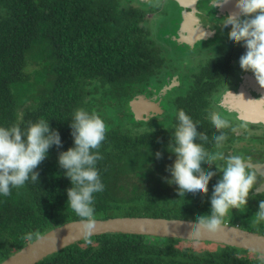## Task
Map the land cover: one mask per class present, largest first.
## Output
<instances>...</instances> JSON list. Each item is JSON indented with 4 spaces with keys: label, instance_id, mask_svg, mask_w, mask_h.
<instances>
[{
    "label": "trees",
    "instance_id": "trees-1",
    "mask_svg": "<svg viewBox=\"0 0 264 264\" xmlns=\"http://www.w3.org/2000/svg\"><path fill=\"white\" fill-rule=\"evenodd\" d=\"M132 11L122 0H0V127L19 125L27 131L29 122L43 118L59 132L62 144L53 145L34 170L39 181L29 178L8 196L0 194V263L35 240L23 239L26 233L41 236L80 220L67 206L72 183L58 163L59 154L75 146L70 125L79 108L95 111L107 126L99 149L103 159L96 165L104 184L102 192L93 194L96 219L190 220L211 214L220 177L212 178L206 195L180 197L162 186L165 171L147 170L149 162L163 167L164 157L172 155V132L139 134L131 125L137 82L153 70V50L149 41L136 37ZM203 92L196 96L201 106L196 120L201 122L204 112H199L208 105L202 103ZM185 113L193 115L191 109ZM157 152L162 158H156ZM255 232L264 235L262 229ZM154 238L92 237L91 244L82 241L38 264H260L257 254L237 248L219 245L215 251L192 252L180 248L179 240L151 242Z\"/></svg>",
    "mask_w": 264,
    "mask_h": 264
},
{
    "label": "flooded vegetation",
    "instance_id": "flooded-vegetation-1",
    "mask_svg": "<svg viewBox=\"0 0 264 264\" xmlns=\"http://www.w3.org/2000/svg\"><path fill=\"white\" fill-rule=\"evenodd\" d=\"M122 2L130 5L136 17L132 21L136 37L142 42L149 41L148 46L153 50L151 54L153 70L148 79L137 82L135 96L132 99V101L139 98L146 99L148 102L146 108L149 109L151 116L144 115L148 120H143L144 116L139 115V110L142 108L138 109L137 114L133 112L130 104L133 115L130 124L133 125L134 131L148 135L169 134L170 131L174 134L178 124V107L184 112L185 109H191L193 115H190L192 112L187 115L197 123V131L209 137L205 144L206 150L214 152L217 149L214 147L212 137L220 133L212 125L209 114L212 111L219 112L230 121L232 127L237 129L236 133L230 129L222 130L228 135V139L219 151L227 155L236 153L250 158V167L257 170L259 184L264 186V114L261 116L255 109V106L259 105L258 109L264 110V88L259 86L252 72H245L240 67V57L246 53V48L243 43L235 44L229 39L231 25L226 28L220 25L222 23L220 20L238 11L235 7L236 0H229V3L222 8L216 9L211 7V0H185V3H182L185 5L184 9L172 0H122ZM163 9L170 13L168 15L167 12L161 13ZM241 18H244L242 14ZM203 33L208 35L201 38ZM162 44L170 47V51L169 44H173L174 55L181 56L179 64L173 66L170 63ZM213 46L217 47L215 53L211 54ZM206 50L208 57L203 58L201 53ZM182 51H185V58ZM199 90L204 91L205 94L202 103L203 101L208 103L199 112H204L201 116L202 122L201 119L196 120L199 117L198 109L201 107L197 108L199 100L196 96ZM179 99H182V102L178 101ZM255 116L263 117V121L252 120ZM197 143L201 142L198 140ZM175 160L176 156L172 153L164 157L163 167L160 163L152 161L149 162L152 164L147 166V170L165 171V180H171V173L167 169ZM139 163L144 162L139 161ZM153 163L161 167L155 168ZM201 166L208 167L207 170L210 168L211 171L216 172V178H221L222 174L215 164ZM162 186L169 194H178V185L165 181ZM262 200H264V188L259 191L253 190L247 208L242 211L233 209L224 217V224L253 233H258L255 231L259 229L264 230V222L255 225L252 223ZM197 217L191 218L190 221H195ZM179 241H181L180 248H188V251L192 252L215 251L219 246L206 242ZM192 244H205V247L199 249L200 247ZM209 245L214 248H206Z\"/></svg>",
    "mask_w": 264,
    "mask_h": 264
},
{
    "label": "clouds",
    "instance_id": "clouds-1",
    "mask_svg": "<svg viewBox=\"0 0 264 264\" xmlns=\"http://www.w3.org/2000/svg\"><path fill=\"white\" fill-rule=\"evenodd\" d=\"M229 3V0H211V7L216 9ZM157 6L159 3L157 2ZM235 11L226 16L220 24L226 28L231 25L228 36L235 44L243 43L246 53L240 57V67L245 72H252L261 88H264V0H236ZM243 15V19L241 18ZM208 35L203 33L201 38ZM212 125L218 135L212 140L217 151L209 152L205 148L209 137L197 131V123L183 110L178 112V124L172 134L168 150L176 156L174 164L167 170L172 179L169 184L178 185L179 196L186 193H208V185L216 172L206 170L202 164H215L222 174L214 186L211 198V214L190 221L191 231L188 238L199 241L202 237H214L222 231L224 217L233 209L247 208L253 190L264 188L259 184V174L250 167V158L241 154L227 155L219 151L228 139L224 129L237 132L230 121L219 112L209 114ZM74 147L61 152L58 163L71 180L72 187L67 190L69 206L79 217L83 239L91 244V237L96 230L94 215V193L102 192V183L97 161L103 157L99 153L100 146L106 138L107 126L95 111L89 113L79 108L71 122ZM199 140L201 143H195ZM62 147L58 131L52 130L49 121L41 118L37 122H29L27 131L19 125L0 127V194L8 196L12 187H22L26 181H39V172L34 171L47 158L53 146ZM156 158H162L157 152ZM220 161L221 164L216 162ZM264 222V200L259 203V211L252 219L253 225ZM25 240L40 239L39 231L28 232ZM260 264H264V252L258 253Z\"/></svg>",
    "mask_w": 264,
    "mask_h": 264
},
{
    "label": "water",
    "instance_id": "water-1",
    "mask_svg": "<svg viewBox=\"0 0 264 264\" xmlns=\"http://www.w3.org/2000/svg\"><path fill=\"white\" fill-rule=\"evenodd\" d=\"M172 1L185 8V5L182 4L185 3V0ZM146 103H148L146 99L139 98L130 104L134 113L138 114L140 112L139 115L150 117L151 115L149 109L146 108ZM258 107L259 105L255 106V109L262 116L264 110L258 109ZM139 108L142 109L137 112ZM261 116H255L252 120L263 121V117ZM147 117L144 116L143 120H148ZM189 222L190 220L155 217L96 219V230L92 237L107 234H124L197 242L188 238V233L191 231ZM82 241L84 239L80 220L61 223L41 235L40 239H35L28 243L0 264H38L46 258ZM198 242L228 246L254 254L264 252V235L245 231L227 224H223L222 231L218 235L214 237H202Z\"/></svg>",
    "mask_w": 264,
    "mask_h": 264
},
{
    "label": "rangeland",
    "instance_id": "rangeland-1",
    "mask_svg": "<svg viewBox=\"0 0 264 264\" xmlns=\"http://www.w3.org/2000/svg\"><path fill=\"white\" fill-rule=\"evenodd\" d=\"M164 12H167L166 10H164L163 9V11H161V13H163L164 14ZM168 13H170V12H167V15H168ZM171 16V14H169V17ZM163 45V47H164V49H165V51L167 52V55H166V58L170 61V63L174 66V65H177V64H179L180 63V59H181V56L180 55H174V53H173V51H172V49L174 48L173 47V44H169L170 46H171V51H170V47H168V46H166V45H164V44H162ZM217 47V46H216ZM216 47H214L213 46V50L211 51V54H214L215 53V49H216ZM186 51V50H185ZM185 51H182V52H184V56H183V58H185ZM187 52V51H186ZM201 55L203 56V58H206V57H208V55H207V50L204 52V51H202V53H201ZM117 107H119V106H117ZM117 110H120V109H117ZM152 238H154V237H152ZM164 238H162V239H156V238H154V239H152L151 240V242L153 241V242H156V241H158V242H160V240H163ZM147 240H148V237H147ZM183 245V244H182ZM193 246L194 245H197V247L199 248V249H201V248H204L205 247V244H192ZM190 246V245H189ZM206 248H214V247H212V245H209V246H206Z\"/></svg>",
    "mask_w": 264,
    "mask_h": 264
}]
</instances>
